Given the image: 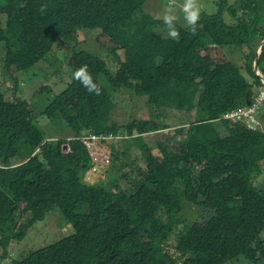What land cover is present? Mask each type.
Returning a JSON list of instances; mask_svg holds the SVG:
<instances>
[{
	"label": "trees",
	"instance_id": "1",
	"mask_svg": "<svg viewBox=\"0 0 264 264\" xmlns=\"http://www.w3.org/2000/svg\"><path fill=\"white\" fill-rule=\"evenodd\" d=\"M147 1L0 0V58L14 81L0 86V264H229L240 255L264 264V188L256 180L264 129L221 119L251 106L252 86L263 85L254 65L264 74V0H221L216 13L201 14L195 34L175 21L178 39L159 31L167 25L145 12ZM87 35L119 60L116 73L78 48ZM58 39L75 43L58 70L69 82L56 94L42 84L52 94L43 113L70 132L47 140L18 87ZM85 65L99 95L74 78ZM120 89L145 99L154 117L120 122L111 96ZM170 111L184 117H155ZM173 126L156 148L148 145L145 136ZM119 132L129 137L114 144L128 143L139 165L125 162L116 173L122 154L113 145L109 176L88 182L94 163L79 137ZM184 203L198 212L191 222ZM54 209L73 232L12 257L11 244Z\"/></svg>",
	"mask_w": 264,
	"mask_h": 264
},
{
	"label": "rangeland",
	"instance_id": "2",
	"mask_svg": "<svg viewBox=\"0 0 264 264\" xmlns=\"http://www.w3.org/2000/svg\"><path fill=\"white\" fill-rule=\"evenodd\" d=\"M221 0H196L198 7L200 8V16L203 12L207 13H216L218 10L217 4ZM232 1V0H228ZM184 5V0H148L144 6V10L147 14L152 15L156 19H164L165 15H174L176 17V21L183 27L189 28L187 22L184 18V13L182 11ZM159 31L165 37H170L168 35V28L163 27L159 28ZM91 33V31H87ZM88 36V35H87ZM86 42L80 44L78 48L87 50L98 57L104 59L108 65L109 70L111 73H116L119 67V60L109 54L97 41L95 38H90ZM75 47V43L68 42L62 45V39H58L54 45L53 51L46 56L43 60H41L37 65H35L30 70L22 73L19 78V95L27 99L29 105L33 112V118L35 123L41 128L44 132L45 137L47 140L50 138H61L68 134L69 130H60L56 128L53 123L47 118V116L43 113L45 107L52 99V94H49L42 90V84L48 82L53 85V93H60L65 87L66 83L69 82V78L66 75H62L60 78L61 73L58 72L62 67L65 59L72 53V47ZM60 49H58V48ZM73 47V48H74ZM123 52H120V56H122ZM53 56V57H51ZM233 59L236 60L235 56H232ZM45 60H49L46 62ZM3 62L0 58V86L3 90L9 89L10 85L14 86V81L9 79V76L6 75V71H3ZM57 79L60 81L61 84H57ZM101 83L105 85V82L109 85L108 77L106 75L100 76ZM249 81L252 83L253 79L249 78ZM64 86V88H62ZM257 86H252V93L256 91ZM13 91L10 92L12 95ZM111 96L116 103V111L115 117L123 123L129 122L135 119H151L154 117V114L149 109V107L145 106V99L137 97L130 91L125 89L114 90L111 92ZM262 108V109H261ZM171 115L166 117L158 116L155 114V117L158 121L165 123V120L172 122L174 120H178L183 118V114L177 111H170ZM174 116V117H173ZM259 117L264 121V104L259 108ZM206 119V117H204ZM181 120V119H180ZM176 126H173L171 129H164L161 132L150 134L145 136L146 141L149 143L148 145L156 148V142L160 140L164 135L173 134L174 129ZM114 145L115 150L118 149L122 154V158L120 161H116V173H120L118 169L121 168L122 164L127 162H134L139 165L140 160L134 155L128 153V148L126 145L128 143H120L118 145L112 143L108 144V150L110 152V147ZM133 151L140 152L137 148L133 147ZM108 150L104 151L105 153ZM108 155V154H107ZM111 159V154H110ZM113 166L111 160L109 163L104 164V162H100L97 169L94 168L86 175V179L88 182H98L104 180L109 176L110 168ZM131 168H128L129 171ZM257 178V187L264 188V173L260 174ZM187 206L184 203V217H186L189 222L193 221L197 216V210ZM24 223V221H22ZM73 232V227L69 223V221L65 218V216L58 210L54 209L49 212L46 218L43 221L37 222L32 230L29 232L28 236L18 244L13 243L10 246V254L12 257L16 258L17 256H24L27 255L30 251H34L40 249L42 247L51 245L63 237L71 234ZM264 238V234H262ZM168 251L171 254H176L174 248L169 245L167 247ZM1 252V251H0ZM264 263V260L262 261ZM1 264H9V260L3 261ZM229 264H254L250 260H248L243 255L235 258Z\"/></svg>",
	"mask_w": 264,
	"mask_h": 264
},
{
	"label": "built area",
	"instance_id": "3",
	"mask_svg": "<svg viewBox=\"0 0 264 264\" xmlns=\"http://www.w3.org/2000/svg\"><path fill=\"white\" fill-rule=\"evenodd\" d=\"M263 104H264V83L259 88V91L254 97V101L251 106L230 111L224 114L221 119L222 120L226 119L231 121H243L252 130L261 131L263 130V125L258 118V111L260 106H262ZM123 138L124 136L120 133L116 135L89 134L79 137V140L91 152V158L94 163L93 168L94 170H96L100 162H104V164L107 165V163H109L110 161V152L108 150V144L118 143ZM106 150H108L107 153L104 152Z\"/></svg>",
	"mask_w": 264,
	"mask_h": 264
},
{
	"label": "clouds",
	"instance_id": "4",
	"mask_svg": "<svg viewBox=\"0 0 264 264\" xmlns=\"http://www.w3.org/2000/svg\"><path fill=\"white\" fill-rule=\"evenodd\" d=\"M43 7L45 6H42V8ZM182 11L184 13V18H185V21L187 22V25L189 26L191 32L195 34L197 31L196 25L200 18V8L198 7L196 0H184ZM175 21H176V17L174 15L169 14V15H165L164 17V22L168 28V35L173 39H178L179 31L175 27ZM256 71L258 74L261 75L263 79L264 74L261 73L258 69ZM74 78L76 80H79L89 92H95V94L97 95L100 94V88L93 82L91 74L87 71V65H85L82 68H79L74 73ZM263 83H264V79H263ZM261 86L258 87L257 93ZM258 118L260 122L262 123L263 129H264V124L261 121L259 115H258ZM119 133L122 134V132H119ZM134 136H137V134ZM124 137H129V136H124Z\"/></svg>",
	"mask_w": 264,
	"mask_h": 264
},
{
	"label": "water",
	"instance_id": "5",
	"mask_svg": "<svg viewBox=\"0 0 264 264\" xmlns=\"http://www.w3.org/2000/svg\"><path fill=\"white\" fill-rule=\"evenodd\" d=\"M263 45V44H262ZM260 53H261V51H260ZM259 56H260V54H259ZM254 69H255V71L257 70V61L255 62V65H254ZM257 72V71H256ZM69 148V146H66V149H68Z\"/></svg>",
	"mask_w": 264,
	"mask_h": 264
},
{
	"label": "crops",
	"instance_id": "6",
	"mask_svg": "<svg viewBox=\"0 0 264 264\" xmlns=\"http://www.w3.org/2000/svg\"><path fill=\"white\" fill-rule=\"evenodd\" d=\"M257 90H258V87L256 88V91L254 92V94L257 92ZM260 119H261V117H260ZM261 121L263 122V124H264V121L261 119ZM55 138H58V137H55Z\"/></svg>",
	"mask_w": 264,
	"mask_h": 264
},
{
	"label": "bare ground",
	"instance_id": "7",
	"mask_svg": "<svg viewBox=\"0 0 264 264\" xmlns=\"http://www.w3.org/2000/svg\"><path fill=\"white\" fill-rule=\"evenodd\" d=\"M258 57V56H257ZM258 60V59H257ZM246 103V102H245ZM243 105V104H242ZM248 105V104H247ZM263 106V105H262ZM243 107V106H242ZM247 107V106H246ZM245 108V107H244ZM262 109V108H261ZM67 146V145H66ZM66 149V148H65Z\"/></svg>",
	"mask_w": 264,
	"mask_h": 264
}]
</instances>
